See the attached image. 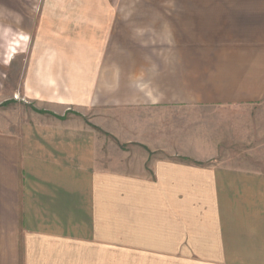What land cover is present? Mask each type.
Instances as JSON below:
<instances>
[{"label": "crops", "instance_id": "obj_1", "mask_svg": "<svg viewBox=\"0 0 264 264\" xmlns=\"http://www.w3.org/2000/svg\"><path fill=\"white\" fill-rule=\"evenodd\" d=\"M81 2L49 14L17 86L0 58V102L45 107L0 114V264H264V169L219 163L171 114L264 101V0ZM60 28L82 62L66 93Z\"/></svg>", "mask_w": 264, "mask_h": 264}, {"label": "rangeland", "instance_id": "obj_2", "mask_svg": "<svg viewBox=\"0 0 264 264\" xmlns=\"http://www.w3.org/2000/svg\"><path fill=\"white\" fill-rule=\"evenodd\" d=\"M81 1L0 0V32L3 29V16L9 17L8 22H10V26H8V23H4L7 26L4 28L5 32H9L5 36L4 43L2 36H0L3 49L0 58L7 64V69L2 70V72L7 76H5V82H7L8 87L17 86L18 80L24 76V66L28 69L35 65V58L40 55V52H34L36 46L44 45V48L49 45L50 37L45 35L46 32H40L41 26L45 30L51 25L49 14L63 17L67 13L82 12L85 5ZM30 15L33 20L25 21V18H30ZM20 16H24V20L20 19ZM28 23L32 25L26 27ZM54 23L61 25L66 24V21L59 20ZM58 29L56 28V30ZM60 30V32H63V36H59L58 39V43L62 48L60 51H56L59 54L60 64L58 66L57 81L60 82L58 91L66 93L68 83L70 87L77 89L78 83L81 82L82 62L81 54L67 53V47L65 46L67 44L66 31L61 28ZM25 35H27L26 38ZM21 37L24 39H21ZM16 42L20 43V46L17 47L16 57H14L10 52ZM62 54L64 58L66 55L69 56L70 60L64 59ZM72 57H74V60ZM1 96L2 91H0V98ZM13 97L17 98V101L13 99L0 102V114L4 117L10 116L12 124L19 121H33L36 119L38 112L43 111L39 109L45 108L39 102L20 97L18 93L14 96L12 94ZM65 107L68 106L63 105V107L56 108L54 112L82 113L77 105L76 107L71 106L70 111ZM171 114L172 116L176 114L172 119L174 118L187 125L186 132L181 134L182 139H195L198 142H210L218 146L216 160L219 163L264 169V101L254 106L197 107L192 110H184V115L182 112H172ZM177 115L180 116L177 117ZM113 117L110 116L109 119L114 120ZM11 232V230H0V236H10ZM124 263L131 264L128 260Z\"/></svg>", "mask_w": 264, "mask_h": 264}]
</instances>
